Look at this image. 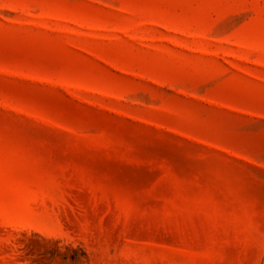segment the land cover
<instances>
[{
	"label": "rangeland",
	"instance_id": "1",
	"mask_svg": "<svg viewBox=\"0 0 264 264\" xmlns=\"http://www.w3.org/2000/svg\"><path fill=\"white\" fill-rule=\"evenodd\" d=\"M0 264H264V0H0Z\"/></svg>",
	"mask_w": 264,
	"mask_h": 264
}]
</instances>
